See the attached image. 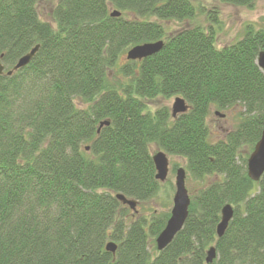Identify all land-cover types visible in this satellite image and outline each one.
I'll return each instance as SVG.
<instances>
[{"label": "trees", "instance_id": "1", "mask_svg": "<svg viewBox=\"0 0 264 264\" xmlns=\"http://www.w3.org/2000/svg\"><path fill=\"white\" fill-rule=\"evenodd\" d=\"M42 2L53 3L55 26L42 20ZM196 13L193 0H0V264H208L212 246L209 264H264V174H247L264 130V29L249 25L218 48L216 10L207 28L169 36L160 23ZM160 40L162 50L138 67L118 66L125 51ZM37 45L30 64L8 76ZM175 96L188 111L148 109L147 100ZM212 107L241 108L218 142L209 139ZM152 145L183 158L201 183L162 251L156 238L171 212L149 218L117 198L145 206L160 192ZM228 204L234 216L219 238Z\"/></svg>", "mask_w": 264, "mask_h": 264}, {"label": "rangeland", "instance_id": "2", "mask_svg": "<svg viewBox=\"0 0 264 264\" xmlns=\"http://www.w3.org/2000/svg\"><path fill=\"white\" fill-rule=\"evenodd\" d=\"M193 2L196 6L197 12L194 18L184 21L173 20L160 22L165 27L169 36L188 27L200 25L207 28L210 24L207 18V13L213 10L218 11L219 23L214 25L216 44L218 48L226 47L241 39L245 33L246 27L249 25H253L257 29H264V0H257L252 8L226 4L221 0H193ZM52 7L53 3L42 2L40 4L39 11L42 20L49 22L52 26H55L51 13ZM152 20L157 21L156 18H152ZM127 52L128 51H125L121 56L118 63L119 67H123L130 62V60L127 59ZM138 62L136 61V67L139 66ZM112 74L115 75V72H112ZM114 79L116 78H113L112 80ZM119 79L121 80V78ZM175 98L176 96L171 98L157 97L152 100H147L146 103L148 105V109L152 112H155L160 108H167L169 112L172 113ZM216 112L224 114V117L217 115ZM240 112L241 108L239 107L228 110H220L212 107L210 116L207 119L210 141L218 142L224 139L229 131L234 130L240 122L238 116ZM150 149L152 155L159 151L158 147L155 145H152ZM167 156L169 158L170 169L167 179L164 182H161L160 192L147 205L144 206L140 203L137 205V211H140L147 217L153 214V211L155 214L164 212L170 213L173 207V198L176 190V171L178 168H185L186 161L178 156H171L168 154ZM175 165L177 168L174 172L173 168ZM186 186L189 192L193 194L199 190L201 183L193 180L187 173Z\"/></svg>", "mask_w": 264, "mask_h": 264}, {"label": "water", "instance_id": "3", "mask_svg": "<svg viewBox=\"0 0 264 264\" xmlns=\"http://www.w3.org/2000/svg\"><path fill=\"white\" fill-rule=\"evenodd\" d=\"M112 16H120L121 12L114 10L111 13ZM164 46V41L149 42L145 44H140L132 47L127 52V59L132 61H139L152 56L162 50ZM39 45L35 46L30 52L22 56L14 67L9 70L6 74L11 76L14 72L26 67L30 64L34 56L39 50ZM257 64L264 73V50L261 51L257 58ZM5 73V66L0 61V76ZM189 110V105L186 100L182 97H176L172 109V116L175 118L178 114L184 113ZM217 115L224 117V114L216 112ZM109 125L108 121H104L100 124ZM153 162L156 168V179L158 181L164 182L169 174V158L167 153L160 150L153 155ZM247 174L249 178L253 181H259L264 174V130L262 132L260 140L256 143L254 150L250 154L247 161ZM187 173L184 168H178L176 171L175 179V194L173 198V207L171 210L170 218L168 219L165 228L156 238L157 249L159 251L164 250L171 242L174 240L176 235L182 230L188 216L189 207L191 203L190 194L186 186ZM117 198L126 206H128L132 211L137 212L138 202L134 199H129L123 194H118ZM221 222L217 227V236L219 238L223 237L230 221L234 216V208L232 205L228 204L222 209ZM106 250L113 254H116L117 244L114 241H110L106 245ZM217 256V251L215 246H212L207 251L206 262L212 263Z\"/></svg>", "mask_w": 264, "mask_h": 264}]
</instances>
